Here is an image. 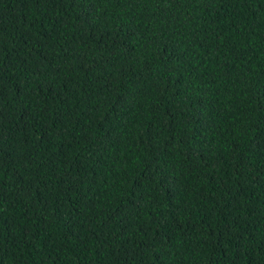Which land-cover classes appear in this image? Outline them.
Instances as JSON below:
<instances>
[{
  "label": "trees",
  "instance_id": "obj_1",
  "mask_svg": "<svg viewBox=\"0 0 264 264\" xmlns=\"http://www.w3.org/2000/svg\"><path fill=\"white\" fill-rule=\"evenodd\" d=\"M0 264H264V0H0Z\"/></svg>",
  "mask_w": 264,
  "mask_h": 264
}]
</instances>
